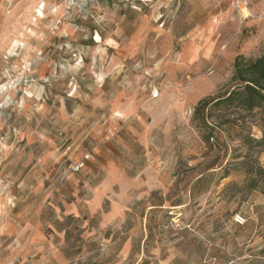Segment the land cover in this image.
I'll list each match as a JSON object with an SVG mask.
<instances>
[{
	"label": "rangeland",
	"instance_id": "374dc122",
	"mask_svg": "<svg viewBox=\"0 0 264 264\" xmlns=\"http://www.w3.org/2000/svg\"><path fill=\"white\" fill-rule=\"evenodd\" d=\"M263 51L264 0H0V219L44 206L62 229L49 204L110 180L67 226L71 264H264V172L248 191L232 164L246 129L210 151L193 119Z\"/></svg>",
	"mask_w": 264,
	"mask_h": 264
},
{
	"label": "crops",
	"instance_id": "0c3cea01",
	"mask_svg": "<svg viewBox=\"0 0 264 264\" xmlns=\"http://www.w3.org/2000/svg\"><path fill=\"white\" fill-rule=\"evenodd\" d=\"M109 170V174H113ZM107 180L103 184L96 185L86 190V200L62 201L58 200L49 204V210L54 214V220L61 221L62 229L49 231L44 229L49 222L41 216L44 206L35 211V207L28 205L19 215L9 214L0 219V264H71L68 257L71 250L65 242L70 236L69 224L77 220L80 212L88 211L97 213L101 207V201L107 191ZM34 208V209H33ZM120 204L111 207L110 214L102 216L103 224L115 219ZM81 220L84 222L85 218ZM51 226V224H49ZM47 230V231H46ZM80 235V241L87 239Z\"/></svg>",
	"mask_w": 264,
	"mask_h": 264
},
{
	"label": "trees",
	"instance_id": "16d2710c",
	"mask_svg": "<svg viewBox=\"0 0 264 264\" xmlns=\"http://www.w3.org/2000/svg\"><path fill=\"white\" fill-rule=\"evenodd\" d=\"M232 68L230 88L221 96L199 100L193 109V119L205 129L202 139L210 151H213L210 140L214 138L217 128L232 123L246 129V139L249 142H246V153L242 160H236L232 164L246 167V190L251 191L257 187L256 175L264 172L259 162L264 151V130L259 139L253 138L250 133L252 126L264 127V51L254 59L236 56ZM218 159L219 155L207 169L216 165Z\"/></svg>",
	"mask_w": 264,
	"mask_h": 264
},
{
	"label": "built area",
	"instance_id": "2783aa9c",
	"mask_svg": "<svg viewBox=\"0 0 264 264\" xmlns=\"http://www.w3.org/2000/svg\"><path fill=\"white\" fill-rule=\"evenodd\" d=\"M89 155H83V157L81 159H79L78 161L74 162L73 164H70L69 169L70 172H77L80 169H82L85 166V161L88 159ZM236 222L237 223H243L241 218H236Z\"/></svg>",
	"mask_w": 264,
	"mask_h": 264
}]
</instances>
